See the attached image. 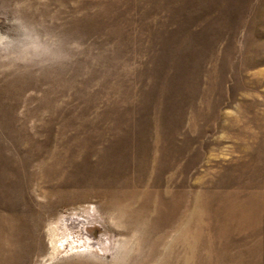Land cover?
Wrapping results in <instances>:
<instances>
[{
	"label": "rangeland",
	"instance_id": "1",
	"mask_svg": "<svg viewBox=\"0 0 264 264\" xmlns=\"http://www.w3.org/2000/svg\"><path fill=\"white\" fill-rule=\"evenodd\" d=\"M0 264H264V0H0Z\"/></svg>",
	"mask_w": 264,
	"mask_h": 264
},
{
	"label": "bare ground",
	"instance_id": "2",
	"mask_svg": "<svg viewBox=\"0 0 264 264\" xmlns=\"http://www.w3.org/2000/svg\"><path fill=\"white\" fill-rule=\"evenodd\" d=\"M116 200L120 201L121 199L118 198V199H116ZM118 201H116V202H118Z\"/></svg>",
	"mask_w": 264,
	"mask_h": 264
}]
</instances>
